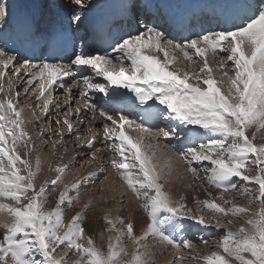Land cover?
Segmentation results:
<instances>
[{
	"label": "snow or ice",
	"instance_id": "1",
	"mask_svg": "<svg viewBox=\"0 0 264 264\" xmlns=\"http://www.w3.org/2000/svg\"><path fill=\"white\" fill-rule=\"evenodd\" d=\"M65 7L77 23L91 3L67 0ZM134 8L130 3L131 20ZM7 17V4L0 3V27ZM21 70L28 76L23 92L35 95L50 127L53 109L57 129L69 134L76 131L73 115L78 124L89 112L90 124L101 122L111 170L143 213L139 234L133 220L105 212L107 244L97 247L84 227L91 201L66 221L81 183L56 194L68 165L49 166L55 179L37 185L41 160L30 159L31 118L18 107L13 83ZM56 88L67 106L62 122ZM0 93V264H156L165 249L168 264H264V0H238L229 26L182 40L141 21L105 47L82 45L67 63L20 62L0 46ZM55 135L63 140L61 130ZM75 139L81 142L79 134ZM86 145L90 159L102 153L95 135ZM174 180H186L194 193L203 189L206 198L194 194L189 207L185 195L169 190ZM124 199L121 192L119 209ZM193 228L197 237L186 234Z\"/></svg>",
	"mask_w": 264,
	"mask_h": 264
},
{
	"label": "bare ground",
	"instance_id": "2",
	"mask_svg": "<svg viewBox=\"0 0 264 264\" xmlns=\"http://www.w3.org/2000/svg\"><path fill=\"white\" fill-rule=\"evenodd\" d=\"M10 1H12V0H9V2ZM46 1L52 2L51 0H39V4L41 3V5H42ZM63 1L66 2V0H62L61 2H63ZM118 1H119L118 3L122 4V7H124L123 11L129 16V14H128L129 13V8H128L129 3H128V5H126L125 1H130V0H118ZM131 1H132L131 3H134L135 8H136L137 4H141L142 5L141 8H147V9H150L151 7L154 6V4L152 3L151 0H139V2H138V0H131ZM226 1H227V3H226L225 7H219V6H215V5H203V6L194 5V6H190L189 4L191 3V0H181L180 2L179 1L174 2L173 3V5H174L173 9H170L168 7V4L166 5V1L163 2L161 0H156V5L160 9H165L166 11L174 12L177 15H183V14L188 13V12L191 13L194 16L193 19H192L194 24L190 25L191 26V33H189V34L191 36V35H193L195 33H198V32H201V31H205L206 27H208V26L209 27L207 28V30L215 29L213 27L216 24L215 25L212 24V22H214V20H217V21H215V23H218V22L221 21V23H223L225 25V27L229 26L231 18H232V13L235 10V5L238 3V0H226ZM206 2H209V0L205 1V3ZM59 3L60 2H58L57 4H59ZM93 4H94V6L90 8L91 11L89 10L90 12L87 13L88 17L86 19H82L81 20V24L84 25V26L87 24L86 22L88 20H93L94 18L98 19L99 17L102 18V17H104L106 15H110L111 16V14L107 10L108 6L111 4V0H102L101 2L100 1L97 2L96 0H94V3H92V5ZM14 5L15 4H13V6ZM31 7L37 8L39 6H34V5L31 4ZM7 8H8V6H7ZM57 8H58V15H60L61 20L65 24L71 26L72 25L71 24V21H72L71 12H69L65 6H63L61 8H59L57 6ZM10 13H11V10H10V8H8V15ZM63 14H64V16L62 17ZM212 16H214V18H212ZM203 21H204V23H203ZM207 21H209L210 25L208 24L206 26V22ZM114 22H115V24H117V22H119V21L117 20V21H114ZM5 23H4V25H5ZM173 23H174L173 24L174 26L182 25V23H180L178 25H177V22H173ZM151 24H154V22H152ZM120 27H122V25H119L116 28V29H119L118 30L119 32H120ZM130 27H131L130 24L126 25L125 28H123L121 30L120 35L125 33V32H127L128 30H130V29H128ZM203 27H205V28H203ZM1 29H2V31H4L5 27L1 28ZM178 29H180V30L177 31L176 34L174 33L172 35V37H175V35L178 38H182L183 36H185L186 31H184V33H183V31H182L183 28H178ZM84 32H86V31H84ZM209 58H211V57H209ZM19 61L21 62L20 59H19ZM65 63H67V62H65ZM193 67H196V66H193ZM22 73L24 75L23 70H21L20 74H22ZM25 79H26V77L23 78L22 81H24ZM14 81H15L14 85L16 86V80H14ZM5 84H6V82H5ZM33 97H35V96H33ZM23 98H25V96H23ZM0 99H3V97H0ZM63 101L60 102V104H61V107L59 109L60 113H61L60 110H62L63 107L64 108L67 107L66 105L63 104ZM76 104H77V102H76ZM32 107H33V105H32ZM80 107L82 108V105H80ZM31 108H24V109L20 108L23 111L24 118L26 120L31 118V122L28 123L27 126H26L27 127V131L30 134H32L31 131H34L33 128H34L35 122L37 121V120H35L37 118V116L38 115L43 116L42 115L43 113L40 112L39 114H36L34 118L33 117H29L31 115V113L29 111H34L33 109L31 110ZM52 113L56 114V110L53 109ZM90 115L91 114L89 112L88 113V118L85 119L84 113L82 111L81 112V119H85V123H86L91 118ZM97 115H98V113H97ZM38 121H40V120H38ZM98 121L99 120H96L93 123L96 124V122H97V124H101V122L100 121L98 122ZM40 122L43 125L44 121L43 122L40 121ZM86 127H87L86 128L87 130H85V132L88 131V123H87ZM46 131H48V129L44 130V132H46ZM96 131H97V128L94 129V132H96ZM98 136H100V135H98ZM32 139H33V137H32ZM37 139L40 142V143L38 142L39 143L38 145L35 143L34 140H32V144L34 145V149L31 152L30 159L34 163L35 160H36V157L39 156V158L41 160V165H42L41 166V171H40V174H39V176L37 178V185L39 186V184L43 183L45 179H48V180L55 179L56 173L54 171L50 172L49 171V166H51L54 169L55 167H57L59 165H62L63 161H64V157H62L59 154V152H55V155H53L54 149L51 150L52 148L48 149V150L44 149L43 147L44 146L46 147L47 145H45V142L42 141V140H44L43 136H41V137L39 136ZM101 139H99V141H101ZM76 144H77V149H73L74 150L73 153H76V155H75L76 158H81L82 154H83V156L85 155L83 152L88 151V149H86L87 148L86 141L83 140V141H81L79 143L76 142L74 144V146ZM52 145H51V147H52ZM103 146H104L103 147V151H102V153H100V155L97 157V159L91 160V162H87L86 163L87 165L84 164L81 169L77 168V170H73L72 171V169H71V167L69 165V169H70L69 171H71V173L68 176L64 177L63 183L60 184V186L58 187V191L59 192L64 188V185L70 184L69 183L70 180H72L74 178H76L74 180L76 182L77 180H81V178H83V177L92 176V179H94L95 181H98L99 180V174L101 173L99 167H101V166L103 167L105 165L106 166L105 169L109 170V168H111V166H109L110 162H107V164L104 163V162L107 161L108 157H107V149H106L104 144H103ZM20 152H21V155H23V149L22 148L20 149ZM101 155L104 157V159L100 158ZM77 160L78 159H76V161ZM73 161H74V158L72 160H70V159L68 160L67 159V163L68 164H71V162H73ZM101 162H103L102 163L103 165H101ZM107 165H108V168H107ZM174 166H175L176 169L179 170V163L178 162H174ZM85 168H87V169H85ZM105 169H103V170H105ZM80 174H82V175L80 177H78ZM107 175H109L108 179L107 180L103 179L101 181L100 187H102V188H101L100 191H97L95 194L89 193V192H83L82 190L79 189L80 191H82L81 192V196L80 195L78 196V202H76L75 206L72 205L71 207H66L65 220L67 221L68 219H70L69 218L70 217V211L73 210L72 208H76L78 206V210H76V211H81V210H83L84 205L91 201V205L95 208V211L100 213L102 215V217H104L105 212H108L113 218L116 217L117 215H122L127 220L128 219L133 220L136 223V225H137L138 233H140L141 229H140V226H139V222H140V218L143 216V213L139 210V208L137 206V202L133 199L132 194L130 192H127L126 189H123V188L120 187V185H119V183L117 181V178H116V176H115V174L113 172L112 173L110 172V174H107ZM95 176H97V177H95ZM82 182L83 181H81V183ZM186 183H187L186 180L185 181L174 180L172 183H170L168 185V187H169V190L172 191L173 194L177 198L179 197V195H185L187 197V202H189L190 199H191V193H193V189L187 188L186 187ZM80 187L82 189V185ZM121 192L124 193L125 202H126L127 211H126L125 214H122L121 210L118 208V204L116 203V199L119 197V194ZM106 200H112L113 202L111 203V205H109V204L105 203ZM96 208L98 210H96ZM95 217H92V219H95ZM102 222H104L103 219H102ZM93 225L97 226L96 221L93 222ZM98 227H100V225H98ZM108 235H109V233H108ZM108 235L98 236L99 237L98 239H104V238L107 239Z\"/></svg>",
	"mask_w": 264,
	"mask_h": 264
},
{
	"label": "rangeland",
	"instance_id": "3",
	"mask_svg": "<svg viewBox=\"0 0 264 264\" xmlns=\"http://www.w3.org/2000/svg\"><path fill=\"white\" fill-rule=\"evenodd\" d=\"M55 1L57 3L60 2L59 4L61 6H59V8L65 6L67 4V0H66V2L65 1L61 2L62 0H55ZM96 1L97 2H99V1L101 2L102 0H96ZM151 1L154 4V6L156 7V0H151ZM161 1H163V2L166 1V5L168 4V7L170 9H173V7H174L173 3L174 2H177V1L180 2L181 0H161ZM205 1H207V0H191V3L189 5L190 6H194V5H199V6H203V5H215V6H219V7H225L226 6V3H227L226 0H218V1L217 0H209V2H206V3H205ZM13 2H15V5L17 3L19 5V4L25 3V2H28L30 5L32 4L34 6H37L36 4H39V0H13ZM138 2H139V0H138ZM90 3H91V7H93L94 4L92 5V3H94V0H90ZM137 5L140 6V7L142 6L141 4H137ZM137 5H136V8L138 7ZM91 7L81 10V12H80L81 19L84 18L87 15V13H89L91 11L90 10ZM137 14L138 13H135V17H138ZM63 16H64V14L62 15V17ZM215 21H217V20H214V22H212L213 25L216 24L213 28H215V29L218 28L219 29L221 27H225V25L223 23H221V21L219 23H215ZM71 23H73V22L71 21ZM208 27H206V30H207ZM211 61H212V58H209L210 64H211ZM178 67H184V65L181 64V65H178ZM20 75H21L22 79L25 78V77H26V79L24 81H22V79H16V78L14 79L13 78V83L15 82L14 80H16V86H15L16 89L18 91H20V93H21V95L19 97V105H18V107L24 109V108H29L28 107L29 104L33 105V107L31 108V110L33 109L34 111H29L31 113V115L29 114L30 115L29 117H32V113L33 112H35V114H39L40 112L42 113V109L41 108H35V97H33L35 95L33 93H31V92H29L27 95H25V93L23 92L24 87H26V83L25 82L28 79V76L23 75V73L20 74ZM217 75H219V74H217ZM5 82L7 84V77L5 78ZM72 91L73 92H77L78 90L77 89H73ZM52 95L56 98L54 102H62L64 100V90H62L60 88H58V89L56 88L55 92H53ZM23 96H25V98H23ZM0 97H4V94L3 93H0ZM71 104H72V108L73 109H75L78 106L76 104V100L71 101ZM60 111H61V113H60L61 115H60L59 118H60V120L62 122L63 119L65 118V115L64 114L67 112V107L66 108L63 107L62 110H60ZM90 114H91L90 115V117H91L92 116V113L90 112ZM52 117H53V119H52V123H51V127H50L47 117H45L44 115L43 116H41V115H38L37 116V118L35 120H37V121L40 120L42 122L44 121V123L42 125L40 121H38V122L36 121L35 122L34 128H33L34 131H31V133H32L31 135L33 137L32 140H34L35 143L38 145L40 143L39 140L37 139L39 137L37 135V133L39 132V129H41V127L44 130L45 129L46 130L48 129V131L44 132V135H43L44 140H42V141L45 142V145H47V146L46 147L44 146L43 148L46 149V150L52 148L51 150H53L54 148L51 147V145L53 144V142L60 141L59 143L56 144V147H55V149H54L53 152H59V154L62 157H64V161H63V164L62 165H68V171L70 170L69 169V165H70V167H71V169L73 171V170H77V168L78 169H81L84 164H86L87 162H91V160H92V159L89 158L88 155H86V153L88 151L83 152L85 155L83 156V154H82L81 158H76L75 157L76 153H73V151H74L73 149H77V144L74 146V144L76 143L75 136L77 134L80 135L81 141H83V140L86 141L89 138V136L95 135L96 136V145H95V147L96 148H100L103 151V147H104L103 146V137L102 136H98L99 135V132L98 131L94 132V129L95 128L99 129L101 127V124H97V122H96V124L95 123H91L90 124L89 122H86L84 125L83 124H78L76 122L75 115H73V116L68 117V118L71 119V121L73 122V127H74V129H76V131H74L72 134H69L66 127H63L61 129H57V126L55 125L56 114L52 113ZM87 123H88V129L91 128L92 129V132H88V131L85 132V130H87L86 129L87 128L86 127L87 126ZM57 130H61L62 131V134H63V140L62 141L60 140V137H57L55 135V132ZM49 136L51 137V140L48 139ZM99 139H101V141H99ZM94 150L95 149H93V151ZM99 155H100V153L97 154V157ZM73 158H74V161L71 162V164H68L67 163V159L68 160L69 159L72 160ZM76 159H78V160L76 161ZM107 162H110V159L109 158L104 163L107 164ZM102 163L103 162H101V165H103ZM99 168H100V171H101V173L99 174V180L98 181H95L94 179H88L89 177H92V176H86V177L81 178L80 181H83V182L80 184V186L82 185V189L79 186V189L80 190H82L83 192H89V193H93V194H95L97 191H100L101 190V188H102V187H100L101 181L104 179L105 176L108 177L109 175H107V174H110V172L112 173V170H111V168H109V170L108 169H105L106 168L105 165L103 167L101 166ZM107 168H108V165H107ZM85 169H87V168H85ZM103 169H105V170H103ZM68 171H67V175H65V176H68L71 173V171H69V172ZM81 175L82 174H80L78 177H80ZM95 177H97V176H95ZM75 179L76 178L70 180L69 183L70 184L74 183L75 182L74 181ZM80 190H79V193L78 194L75 193V192L71 193V195L73 196L74 199L77 198V195L78 196L79 195L81 196V192L82 191H80ZM209 191H212L214 195L217 194L215 192V190H213V189H209ZM58 193H59V191H58V188H57L56 189V194H58ZM194 194L197 195L201 199L206 198V195H205L203 189H197L195 191V193L194 192L191 193V199L188 202V206L189 207H193L192 197H193ZM240 203L241 204H246L247 202L246 201H240ZM75 204L76 203H74L73 205L75 206ZM109 205H111V204H109ZM72 209L73 210L70 211V217L69 218H71L73 215H75V213L77 212L76 210H78V206L76 208H72ZM96 210H98V209L96 208ZM120 210H121L122 214H125L126 211H127L125 199H124L123 209H120ZM193 211H195L194 208H193ZM92 217H95V219H92ZM102 219H103L102 215L100 213H98L97 211H95V208L91 205V207L89 208V210L87 212V216L85 217L84 227H85L86 234L93 237V239L96 242L97 247H106V244H107V239L106 238H104V239H98L99 238L98 236L108 235V233L104 231L105 228L107 227V225L104 222H102ZM125 220H127V219H125ZM95 221L97 223V226H94L93 225V222H95ZM186 223H189V222H186ZM98 225H100V227H98ZM235 226L238 227V225H235ZM136 231H137V228H136ZM208 231L215 232L216 230L215 229H210ZM221 231H223V230H221ZM137 234H139L138 231H137ZM186 234L189 235V236H192V237H197L200 233H197L196 230H195V228H193V229H190ZM154 243H155V241H148V244L149 245H152ZM199 250H200V248H197V251H199ZM127 251L129 253L132 252V245L131 244L128 245ZM169 251H170V249H165L163 255H157L156 256V264H168V261L171 259V257L168 255V252Z\"/></svg>",
	"mask_w": 264,
	"mask_h": 264
}]
</instances>
